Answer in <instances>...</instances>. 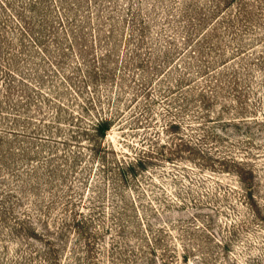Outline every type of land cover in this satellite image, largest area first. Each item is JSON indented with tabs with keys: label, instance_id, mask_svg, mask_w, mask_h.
<instances>
[{
	"label": "rangeland",
	"instance_id": "1",
	"mask_svg": "<svg viewBox=\"0 0 264 264\" xmlns=\"http://www.w3.org/2000/svg\"><path fill=\"white\" fill-rule=\"evenodd\" d=\"M0 264H264V0H0Z\"/></svg>",
	"mask_w": 264,
	"mask_h": 264
},
{
	"label": "trees",
	"instance_id": "2",
	"mask_svg": "<svg viewBox=\"0 0 264 264\" xmlns=\"http://www.w3.org/2000/svg\"><path fill=\"white\" fill-rule=\"evenodd\" d=\"M244 4H242L243 6ZM241 14L244 15V17L246 19H252L255 17V14L252 13V11H248L246 10V7H242L241 8ZM200 98L203 100V104H205L207 102L208 96L205 93H200ZM114 115V114H113ZM113 115L110 114H103L102 115H98L93 121H91V127H85V131L89 130V137L94 139L93 140V145H95L94 147V151H97L99 148L103 147L104 143L102 141V138L105 135V132L110 128L112 121H113ZM178 123L176 122H170L168 123V127H173L176 126ZM88 133V132H87ZM107 148V147H104ZM143 159L142 158H138L135 161H130L129 163H127V168L133 173L135 171V167L136 166H143ZM248 197L250 198L251 196L248 195Z\"/></svg>",
	"mask_w": 264,
	"mask_h": 264
}]
</instances>
